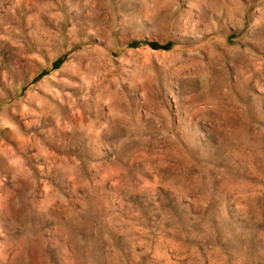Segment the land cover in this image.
Returning a JSON list of instances; mask_svg holds the SVG:
<instances>
[{
  "label": "rangeland",
  "instance_id": "374dc122",
  "mask_svg": "<svg viewBox=\"0 0 264 264\" xmlns=\"http://www.w3.org/2000/svg\"><path fill=\"white\" fill-rule=\"evenodd\" d=\"M0 264H264V0H0Z\"/></svg>",
  "mask_w": 264,
  "mask_h": 264
},
{
  "label": "bare ground",
  "instance_id": "6f19581e",
  "mask_svg": "<svg viewBox=\"0 0 264 264\" xmlns=\"http://www.w3.org/2000/svg\"><path fill=\"white\" fill-rule=\"evenodd\" d=\"M238 9H239L238 6H236L235 4H233L231 7H227L226 12H227L228 15H233L235 12L238 11ZM76 42L77 41H74L73 43H76ZM88 59H89L88 64L86 63L87 65L82 66V67L80 66V68H77L76 69V72L81 73V74H85V75L89 76L90 74L93 73V71L96 70L93 67L96 66V63L98 64V58H97V56H93L92 55V56H89ZM86 61H88V60H86ZM43 105H44L43 111H46V113L48 111H50L51 109H54L53 104H50L47 100H43Z\"/></svg>",
  "mask_w": 264,
  "mask_h": 264
}]
</instances>
